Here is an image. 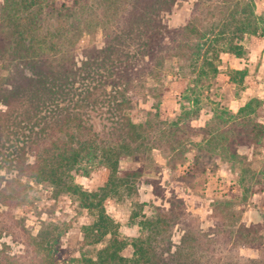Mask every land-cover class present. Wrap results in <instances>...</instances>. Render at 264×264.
<instances>
[{
    "label": "trees",
    "instance_id": "trees-1",
    "mask_svg": "<svg viewBox=\"0 0 264 264\" xmlns=\"http://www.w3.org/2000/svg\"><path fill=\"white\" fill-rule=\"evenodd\" d=\"M180 1L3 0L0 5V103L6 107L0 110V204L18 207L27 201L31 186L23 179L77 196L94 216L93 223L83 227L86 243L109 239L94 257L82 255L74 259L76 264H204L194 238L182 240L173 252H157L145 231L166 230L161 217L141 221L140 234L130 243L121 239L104 206L124 183L118 176L120 161L136 157L153 132L162 129L151 120L132 121L130 93L135 83L145 75L159 76L167 62H184L186 66L173 70L172 83L182 99L198 105L205 83L216 85L223 74L220 55L242 57L246 37L264 38V14L256 13L254 0H197L186 25L170 28L163 15ZM214 11L221 15L218 22L205 24ZM48 22L53 27H47ZM99 31L104 44L84 48L78 57L76 46ZM245 75L243 70L226 73L232 82L236 77L242 82ZM12 103H21L22 111H11ZM219 109L213 110L218 128H200L204 138L211 135L222 150L228 142L261 144L264 125L251 116L252 102L237 113ZM92 113H103L115 124L112 139L99 136ZM233 155L239 157L236 148ZM95 162L105 169L104 184L84 190L74 183L73 173ZM259 229L238 227L237 238L253 244ZM41 234L33 242L32 256L24 260L10 255L0 242V264H55L56 239ZM127 244L133 248L130 258L121 254ZM236 259L228 264H264L261 258Z\"/></svg>",
    "mask_w": 264,
    "mask_h": 264
},
{
    "label": "rangeland",
    "instance_id": "rangeland-1",
    "mask_svg": "<svg viewBox=\"0 0 264 264\" xmlns=\"http://www.w3.org/2000/svg\"><path fill=\"white\" fill-rule=\"evenodd\" d=\"M196 2H178L170 13L163 15V22L170 28H182ZM254 4L256 13L264 14V0H254ZM215 13L214 17L208 15L205 24L218 22L221 15ZM47 24L53 27L50 22ZM250 39H261L264 44V38L248 36L242 42V57L222 53L219 69L225 75L218 76L216 85L205 83L198 105L182 99L172 83L173 70L186 66L184 62H167L159 76L145 75L141 82L135 83L130 93L132 121L151 120L162 129L153 132L136 157L119 163L118 176L124 177V183L110 193L104 206L121 239L130 243L140 234L141 221L161 217L167 223L166 230L158 234L145 231V237L153 241L158 253L173 252L182 246V240L194 238L195 252L204 264H228L237 261L236 258L264 260V136L260 145L247 140L234 146L228 142L222 150L211 135L204 138L200 130L207 128L214 132L218 128L213 115L215 108L237 113L249 102L255 109L251 116L264 125V54L251 58L253 54L246 49ZM105 41L102 31L87 35L74 53L82 57L84 48L102 46ZM136 64L141 69L142 63ZM142 69L149 71L146 67ZM232 70L246 72L242 82L239 77L236 82L228 79L226 73ZM10 108L17 112L23 109L21 103H12ZM1 109L6 107L0 103ZM91 116L99 136L112 139L115 124L106 120L107 115ZM235 148L239 157L233 155ZM104 171L98 162L84 164L78 173H73L74 183L84 190L96 189L104 184ZM23 181L31 186L27 201L18 207L0 204V242L8 246L10 255L29 259L40 233L50 240L56 239L59 258L55 264H76L74 259L82 255L94 257L106 245L109 236L98 244H87L84 240L83 227L92 224L94 216L81 207L77 196L47 184ZM252 226L260 228L253 244L237 238L238 227ZM89 241L92 243L93 239ZM121 254L130 258L132 246L127 244Z\"/></svg>",
    "mask_w": 264,
    "mask_h": 264
},
{
    "label": "crops",
    "instance_id": "crops-1",
    "mask_svg": "<svg viewBox=\"0 0 264 264\" xmlns=\"http://www.w3.org/2000/svg\"><path fill=\"white\" fill-rule=\"evenodd\" d=\"M246 49L248 50V53L250 54H253L251 55V58L254 57V54H261L263 53L264 54V44L262 42V40L260 39L259 41L258 40H253V39H250L249 41V45L246 46ZM243 66L245 67L246 64L244 63ZM242 67V68H244ZM241 69V68H240Z\"/></svg>",
    "mask_w": 264,
    "mask_h": 264
}]
</instances>
